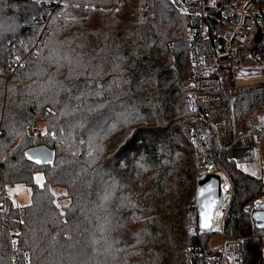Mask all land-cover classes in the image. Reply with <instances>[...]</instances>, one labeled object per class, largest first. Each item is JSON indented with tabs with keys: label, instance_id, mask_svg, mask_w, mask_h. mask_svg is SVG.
Here are the masks:
<instances>
[{
	"label": "trees",
	"instance_id": "trees-1",
	"mask_svg": "<svg viewBox=\"0 0 264 264\" xmlns=\"http://www.w3.org/2000/svg\"><path fill=\"white\" fill-rule=\"evenodd\" d=\"M187 23L169 0H0V188H31L28 204L0 208V264H12L10 227L28 264L210 263L215 231H185L197 180ZM206 109L225 124L220 234L242 238V264H264L250 217L264 180L227 152L234 126L264 109V82L217 91ZM39 144L51 164L25 158Z\"/></svg>",
	"mask_w": 264,
	"mask_h": 264
},
{
	"label": "built area",
	"instance_id": "built-area-1",
	"mask_svg": "<svg viewBox=\"0 0 264 264\" xmlns=\"http://www.w3.org/2000/svg\"><path fill=\"white\" fill-rule=\"evenodd\" d=\"M173 7L187 16L185 39L188 43L190 66V92L186 103L190 109L188 138L194 162L195 174H216L220 178V190L225 205L231 196V184L224 170L216 160L217 149L222 147L224 120L210 118L207 105L215 99L220 90H230L236 86V77L249 73L243 67L248 62L264 64V0H169ZM259 39L256 40V36ZM253 72V71H251ZM244 125L264 128V109L260 110ZM37 130L30 125L28 132ZM234 126V144L229 145V154L237 160L248 152V146H238ZM261 133V132H260ZM32 134V133H30ZM250 141L254 142L253 135ZM250 142V143H251ZM253 144L251 143L250 147ZM261 178L264 180V171ZM10 192L0 188V208L7 209ZM264 203V193L256 203ZM221 206V208L223 207ZM5 226V224H4ZM197 204L190 207L185 220V231L194 233L197 227ZM7 227V226H6ZM9 227V226H8ZM9 241L12 247L11 263L28 264L29 253L19 246L18 228L10 227ZM216 254L209 264H242V238H225L215 246Z\"/></svg>",
	"mask_w": 264,
	"mask_h": 264
},
{
	"label": "rangeland",
	"instance_id": "rangeland-1",
	"mask_svg": "<svg viewBox=\"0 0 264 264\" xmlns=\"http://www.w3.org/2000/svg\"><path fill=\"white\" fill-rule=\"evenodd\" d=\"M245 70H249V73L247 74H241V75H238L236 77V86H243V85H246V84H257V83H261V82H264V64L260 63V64H255V63H251V62H248V64L246 66L243 67ZM253 71V72H251ZM263 110V109H262ZM250 120V124L252 126V117L249 118ZM36 124L37 126V130L34 132V133H37L39 131H42L43 130V123L42 122H36L34 121L31 125H34ZM241 126L243 125L244 126V122L242 124H240ZM30 127L27 126L26 128V132L30 135H33V131L34 129L31 128L30 130V133L28 132V128ZM224 128H225V124H224ZM262 130H264V128H262ZM260 129V132H264ZM252 135H253V139H254V143H253V149H249V154L245 157H243V162L242 164L236 160L235 163L240 167L242 168L243 170L245 171H248L249 173H252V174H255V175H260L262 176L263 175V171H264V154H263V150H262V147H261V139H262V136L259 134V136L256 135V133L253 132V129H252ZM224 133V131H223ZM228 152V150H227ZM229 154V152H228ZM234 155V153L232 152L231 155ZM38 178L39 181H38ZM34 181L35 183H37L38 185H41L42 184V181H43V173L41 171H36L34 173ZM7 189L9 190L10 192V197H11V201L14 203V204H17V205H25V204H28L30 202V194H31V188L29 185H26L24 183H15L13 185H7ZM60 188L57 187L55 188V192H60L59 191ZM263 194V193H262ZM261 194V195H262ZM67 201L66 200H61L59 202V204H63V203H66ZM229 204V201L225 204V206H223L221 208V217H220V221L222 222V217H223V214H224V211L225 209L227 208ZM161 211L164 213L165 212V209L164 207L162 206L161 207ZM220 221H219V224H220ZM214 224V222H213ZM214 226V225H213ZM214 229V227H213ZM221 229V227H220ZM215 232H213V234L211 235L210 239H209V242L212 246H216L218 245L222 238L224 236H222V234H220V230H216L214 229ZM262 259H263V262H264V248H263V251H262Z\"/></svg>",
	"mask_w": 264,
	"mask_h": 264
},
{
	"label": "water",
	"instance_id": "water-1",
	"mask_svg": "<svg viewBox=\"0 0 264 264\" xmlns=\"http://www.w3.org/2000/svg\"><path fill=\"white\" fill-rule=\"evenodd\" d=\"M256 40L259 39L257 35ZM234 144V141L231 145ZM24 156L27 160L38 165H49L52 163L53 150L45 144H39L27 147L24 150ZM229 158L236 160L232 155ZM36 161H40L37 163ZM237 161V160H236ZM211 189V191H207ZM201 190H205L201 195ZM195 200L197 204V224L201 232L210 233L213 229L214 216L217 208L222 203L223 197L220 190V178L216 174H202L197 177ZM250 217L254 221L257 229H264V203H255L254 209L250 212ZM209 223V228L201 227L202 224Z\"/></svg>",
	"mask_w": 264,
	"mask_h": 264
},
{
	"label": "crops",
	"instance_id": "crops-1",
	"mask_svg": "<svg viewBox=\"0 0 264 264\" xmlns=\"http://www.w3.org/2000/svg\"><path fill=\"white\" fill-rule=\"evenodd\" d=\"M262 131H264V130H262ZM236 134H237V136H238V139H239V145L238 146H247V145H249L248 147V152L247 153H245V154H241V155H239V159H237V161H238V163L240 162L241 164H242V162H243V157H245V155L247 156L248 154H249V149H253V145L250 147V145H251V141H250V139L252 138V132H251V130L248 128V127H246L245 125L243 126H241V125H238V130H237V132H236ZM264 134V132H261L260 133V135L262 136ZM250 143V144H249ZM242 161V162H241ZM214 227V226H213ZM220 227H221V221H220V224H219V222H218V224L216 225V227H214V229H216V230H220Z\"/></svg>",
	"mask_w": 264,
	"mask_h": 264
},
{
	"label": "bare ground",
	"instance_id": "bare-ground-1",
	"mask_svg": "<svg viewBox=\"0 0 264 264\" xmlns=\"http://www.w3.org/2000/svg\"><path fill=\"white\" fill-rule=\"evenodd\" d=\"M252 144L254 143L253 141L251 142ZM235 144H239V139L236 141ZM250 144V143H249ZM254 146V145H253ZM261 147L263 150V154H264V134L262 135V139H261ZM223 197V196H222ZM225 202V198H223L222 203L220 204V206L217 208L216 212H215V216H214V227H216V225L218 224V222L220 221V215H221V206L223 205V203ZM225 206V205H223Z\"/></svg>",
	"mask_w": 264,
	"mask_h": 264
},
{
	"label": "snow or ice",
	"instance_id": "snow-or-ice-1",
	"mask_svg": "<svg viewBox=\"0 0 264 264\" xmlns=\"http://www.w3.org/2000/svg\"><path fill=\"white\" fill-rule=\"evenodd\" d=\"M37 163H39L40 161H36ZM40 178H38L39 181ZM207 191H211V189H208ZM205 190H201V195H204ZM211 225L209 223H204L201 225V227L203 228H209Z\"/></svg>",
	"mask_w": 264,
	"mask_h": 264
}]
</instances>
